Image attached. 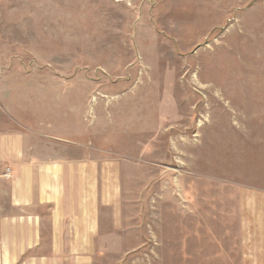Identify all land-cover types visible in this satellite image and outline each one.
I'll return each mask as SVG.
<instances>
[{"label": "rangeland", "instance_id": "374dc122", "mask_svg": "<svg viewBox=\"0 0 264 264\" xmlns=\"http://www.w3.org/2000/svg\"><path fill=\"white\" fill-rule=\"evenodd\" d=\"M19 133L95 209L63 264L261 263L264 0H0Z\"/></svg>", "mask_w": 264, "mask_h": 264}, {"label": "crops", "instance_id": "0c3cea01", "mask_svg": "<svg viewBox=\"0 0 264 264\" xmlns=\"http://www.w3.org/2000/svg\"><path fill=\"white\" fill-rule=\"evenodd\" d=\"M27 136L0 138V264H63L80 253L81 236H95V209H80V168L42 159Z\"/></svg>", "mask_w": 264, "mask_h": 264}]
</instances>
